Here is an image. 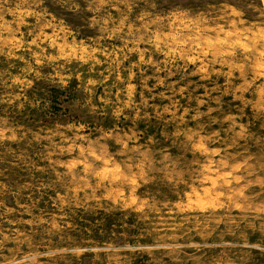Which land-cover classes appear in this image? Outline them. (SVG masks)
Listing matches in <instances>:
<instances>
[{"label": "rangeland", "instance_id": "obj_1", "mask_svg": "<svg viewBox=\"0 0 264 264\" xmlns=\"http://www.w3.org/2000/svg\"><path fill=\"white\" fill-rule=\"evenodd\" d=\"M0 264H264V0H0Z\"/></svg>", "mask_w": 264, "mask_h": 264}]
</instances>
